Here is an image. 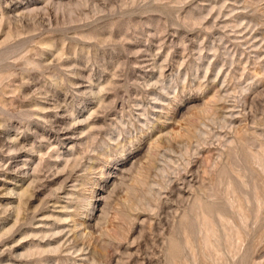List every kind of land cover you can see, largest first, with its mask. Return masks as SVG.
Returning <instances> with one entry per match:
<instances>
[{"label": "rangeland", "instance_id": "rangeland-1", "mask_svg": "<svg viewBox=\"0 0 264 264\" xmlns=\"http://www.w3.org/2000/svg\"><path fill=\"white\" fill-rule=\"evenodd\" d=\"M0 264H264V0H0Z\"/></svg>", "mask_w": 264, "mask_h": 264}]
</instances>
